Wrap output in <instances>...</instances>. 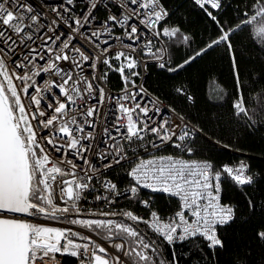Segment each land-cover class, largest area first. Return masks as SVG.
Segmentation results:
<instances>
[{
	"label": "snow or ice",
	"instance_id": "snow-or-ice-1",
	"mask_svg": "<svg viewBox=\"0 0 264 264\" xmlns=\"http://www.w3.org/2000/svg\"><path fill=\"white\" fill-rule=\"evenodd\" d=\"M192 3L218 29L215 37L202 36L204 43L197 48L190 47L194 43L190 34L166 23L170 13L162 0H110L107 4L105 0H0V264H61L56 254L75 258L77 264H180L176 245L192 241L199 246L202 239L214 256L217 249L224 248L218 233L235 221L237 212L235 204L222 203L225 182L241 191L250 212L258 206L264 209V199H253L264 173L252 169L244 159L216 164L173 154L143 158L169 145L190 157V144L197 137L225 149L231 145L213 141V133L199 123L192 124L172 106L164 112L159 98L150 97L143 84L137 85L133 78L140 76L135 69L141 53L157 61V67L178 72L220 48L231 61L235 81L227 123L242 124L253 132L264 126V89L246 96L249 82L241 77L233 40L249 28L264 51V0H241L233 8L235 24L227 20L222 23L218 18L227 8L225 0ZM112 5L120 9L119 13L111 11ZM100 6L110 14L97 24L94 13ZM44 9H51L54 18L47 20ZM257 22L259 26L253 28ZM116 28L122 34H116ZM146 35L150 37L147 41ZM161 37L185 45L192 54L186 52L187 58L172 67L168 48L155 47ZM125 39L129 43H124ZM116 41L121 47L113 57L118 65L109 59ZM96 50L99 55H93ZM101 63L106 66L103 71L98 67ZM147 66L145 63V70ZM110 71L118 72L124 85L122 94L109 96L126 117L127 131L122 130L125 126H118L121 116H116L104 126L106 138L97 137L95 117L101 114L102 105L109 104L101 85L108 82ZM41 74L47 75L42 84L36 80ZM174 91L186 96L188 103L194 102L184 86ZM170 113L177 115L176 121L166 118ZM211 119L218 122L215 115ZM122 140L126 143L121 144ZM97 158L99 164L95 163ZM122 162L131 166L126 171L130 182L126 190L117 192V184L104 172ZM246 187L253 189L252 195ZM101 189L109 195L100 194ZM142 190L178 198V210L167 216L160 214L153 208L152 197H146ZM93 193H97L96 201L108 205L115 203L111 195L123 196L130 201V208L87 213L122 217L118 219L70 218L71 213L79 216L84 211L79 202L87 201ZM60 201L64 207L58 206ZM132 204L142 206L147 216L137 214ZM24 217L38 220L30 222ZM61 218L64 224L77 225L91 234L39 223V219ZM255 236L264 245V227ZM199 250L203 251L202 247ZM232 264L247 261L235 256Z\"/></svg>",
	"mask_w": 264,
	"mask_h": 264
},
{
	"label": "trees",
	"instance_id": "trees-1",
	"mask_svg": "<svg viewBox=\"0 0 264 264\" xmlns=\"http://www.w3.org/2000/svg\"><path fill=\"white\" fill-rule=\"evenodd\" d=\"M226 10L218 18L223 23L225 20L232 24L238 21L234 18L233 8L241 4V0H225ZM169 16L166 23L178 25L183 33L190 34L194 43L191 48L202 46L205 39L211 34L215 37L218 29L206 14L198 7L194 6L192 0H162ZM257 22L254 27H258ZM164 48L171 52V66L183 62L191 51L183 44L176 45L174 41H169L167 37H161ZM236 47V56L240 66L241 77L249 83L245 88L246 96L252 92H260L264 89V51L258 46V42L253 32L245 28L233 38ZM254 75L259 79L254 80ZM111 88H119L122 81L114 73L109 72L108 82ZM143 86L155 97L172 106L178 113H182L192 124L199 123L208 132L213 133V141L219 139L223 143L231 145V149L210 142L208 139L197 137L194 143L190 144L193 152L190 157L206 159L221 164L224 162H234L244 159L250 162L252 169L264 173V126H259L255 132L242 124L227 123L231 113V105L235 96V81L232 74L231 61L226 53L220 48L210 51L207 55L198 58L190 65L185 66L178 72H169L166 69H155L148 65L147 72L142 80ZM184 86L187 94L193 97L194 102L188 103L186 96H179L174 89ZM228 95L224 96V91ZM215 115L218 122L214 123L211 117ZM240 149L242 151H237ZM189 156V155H188ZM112 182L117 186L125 180V175L121 166L113 167L106 173ZM222 202L233 203L237 206L236 219L226 228L219 231L218 235L224 241V248L217 249L214 256L209 252L206 242L200 240L199 246L189 241L183 245H176L180 255V264H232L235 256H239L247 261V264H260L264 261V245L256 239L255 232L264 227V209L259 206L255 211L250 212L245 196L236 187L225 182L223 185ZM245 191L252 195V188H245ZM153 208L159 209L160 214L174 210L177 205L173 198L163 194L153 195ZM257 202L264 199V181L259 186V192L253 196ZM84 210L79 216L74 212L70 218L84 219L90 216L88 212L99 211L96 208L80 205ZM124 207L130 208V201L122 202L118 207L110 210L120 212ZM131 209L138 211V208L131 205ZM118 219L122 217H107ZM58 220H62L58 219ZM129 223H131L129 221ZM141 227H145L141 225ZM202 247L203 251L199 248ZM195 249V250H192ZM188 254L185 259L183 254Z\"/></svg>",
	"mask_w": 264,
	"mask_h": 264
},
{
	"label": "built area",
	"instance_id": "built-area-1",
	"mask_svg": "<svg viewBox=\"0 0 264 264\" xmlns=\"http://www.w3.org/2000/svg\"><path fill=\"white\" fill-rule=\"evenodd\" d=\"M49 2L57 3V2H63V0H49ZM117 2H119V0H117ZM105 3L106 4L110 3V0H105ZM79 10H80V6L78 5L77 6V11H79ZM44 11L47 13V20H51L52 18H54V13L51 12V9H44ZM111 11H115V12L119 13L120 9L118 7H116L115 5H112L111 6ZM94 14L98 18L95 23L99 24L100 21H103V20L107 19L108 15L110 14V11L108 9H106L105 7H103V6H100V7H98L95 10ZM47 20H46V22H47ZM64 30L67 31L68 29L65 28ZM115 33L116 34H122V30L119 29V28H116L115 29ZM75 35H76V39L77 40L83 41L82 37H80L78 34H75ZM103 38H106V37H102V39ZM149 38L150 37L146 35L144 37V40L147 41ZM124 43H129V41L125 39ZM89 47H90V49H92V48H94V45H89ZM142 47H143V44L138 45L137 51L140 52V48H142ZM155 47L156 48H164V45H163V42H162L161 38L159 40V43H155ZM119 50H121L120 41H116L114 46H113V48L111 49V56H109V59L112 61V63L114 65H118L120 63L119 61H115L114 58H113L115 53H116V51H119ZM93 55H99V51L98 50L94 51ZM103 58L104 57L101 56V60ZM41 63H43V62H41ZM61 63H63V62H61ZM145 63H147V65H149V64L152 65L155 69H160L159 67L156 66L157 61H155V60H153L151 58L144 57L143 54L141 53L139 58H138L139 67L137 69H135V71H139L140 72V76L133 78V79H135L137 85L142 84V80H143V78H144V76H145V74L147 72V69L145 70ZM98 67L100 68L101 71H103L106 68V66H104L102 63L99 64ZM110 72H112V71H110ZM114 73L120 78V74L118 72H114ZM43 79H47V75L46 74H41V76L36 77V80L38 82H40L41 84L43 83ZM120 80H121V78H120ZM101 86L104 87L106 98L109 99V104L108 105H102L101 106V114L98 115L97 117H95L96 130H95L94 134L97 137H105L104 126L107 124V122L108 121H114L116 119V116H121V114L117 111L115 102L111 101L109 94H111V95H120V94H122L121 93V89L123 88L124 85L122 84V86H120L119 88H111L106 83H102ZM129 87H131V86L129 85ZM53 91H58V89H54ZM148 93H149L150 97L156 98L149 91H148ZM160 101H161V103H160L159 107L164 112L167 113L169 106L164 101H162V100H160ZM78 103H79V101H78ZM105 112L108 114L107 117H104V115H103ZM113 113H115V115H113ZM166 118L170 119L171 121H176L178 117H177V115L175 113H170V114L167 115ZM133 119L134 120L137 119L136 114L133 115ZM156 120H157V122H159L160 117H157ZM126 122H127L126 121V117H122V116H121V119L118 121V126H125L122 129L124 132L127 131ZM125 143H126V141H123V140L121 141V144H125ZM93 146H95V141H93ZM113 150H115V149H113ZM141 152H142V150H141ZM169 154H173V155H177V156L182 155L183 158H185V159H194V160H197V161L206 160V159H199V158L189 157L186 152L181 154L179 152V150L173 149L170 145L167 148L162 147L159 150V152H157L156 150H152L148 155L143 156V158L144 159H149L152 156H161V155H169ZM57 155H59V154H57ZM87 155L90 158L92 156L91 153H88ZM238 161H240V160H237V161H234V162H238ZM95 163L96 164L100 163L98 158L95 160ZM48 166H51V165H48ZM116 166L117 165H114V167H116ZM120 166L122 167V170L124 172L125 180H124V182L121 185L117 186V190H116L117 192L126 190L128 188V186H129V182H130V177H128L126 175V171L129 170L131 166L128 165V164H124L123 162H122V165H120ZM84 167L86 168L87 166H84ZM83 170H84L83 168H78L77 169L78 172H83ZM107 171L104 172V176L106 178L110 179L105 174ZM142 192H143V194L146 197L147 196H151L152 198H153V195L156 194V193L168 196L167 194L160 193V192H151L150 190H142ZM96 194L97 193H93V195L90 196L87 201L82 200V201L79 202V204L80 205H86L87 207L96 208V209H98L100 211H105V210H112V209L118 207L122 202L128 200V199H125L123 196H119L118 197L116 195H111L109 198L112 199L113 201H115V203H113L111 205H108V204H105L103 201H96L94 199V196ZM100 194L109 195L108 192L106 190H103V189L100 190ZM172 198L176 201L177 207L174 210H172L171 212L164 213L163 215H165V216L173 213L175 210H178V205H179L180 201L176 197H172ZM222 203H224V202H222ZM225 204H227V203H225ZM58 206L59 207H64L65 206L64 202L60 201ZM134 206H136L138 208V211H135L137 214H143V215L147 216V212L142 206L137 205V204H134ZM124 208H125L124 210H128L129 209V207H124ZM24 219L27 220V221H30V222H36L38 220L37 217H24ZM39 223L41 224V226H51V227H57V228H62V229L63 228H71L73 231L81 232V233H84L85 235H90L91 234L86 229L80 228L77 225L64 224L62 222V220H58V219H49V220L39 219ZM73 239L75 240V242H81L79 240H76V238H73ZM62 243H63V241H62ZM56 258L61 261V264H77V260L75 258H71L69 256L61 257L60 254H56Z\"/></svg>",
	"mask_w": 264,
	"mask_h": 264
},
{
	"label": "rangeland",
	"instance_id": "rangeland-1",
	"mask_svg": "<svg viewBox=\"0 0 264 264\" xmlns=\"http://www.w3.org/2000/svg\"><path fill=\"white\" fill-rule=\"evenodd\" d=\"M94 213H99V211H95ZM84 219H108V218L100 215H96V216L90 215V216H86Z\"/></svg>",
	"mask_w": 264,
	"mask_h": 264
},
{
	"label": "bare ground",
	"instance_id": "bare-ground-1",
	"mask_svg": "<svg viewBox=\"0 0 264 264\" xmlns=\"http://www.w3.org/2000/svg\"><path fill=\"white\" fill-rule=\"evenodd\" d=\"M148 67V66H147Z\"/></svg>",
	"mask_w": 264,
	"mask_h": 264
}]
</instances>
